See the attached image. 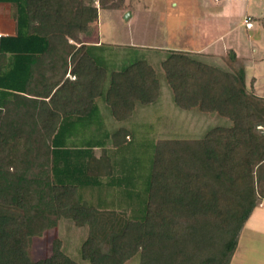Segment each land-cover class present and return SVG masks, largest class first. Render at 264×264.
Segmentation results:
<instances>
[{"label": "trees", "instance_id": "trees-1", "mask_svg": "<svg viewBox=\"0 0 264 264\" xmlns=\"http://www.w3.org/2000/svg\"><path fill=\"white\" fill-rule=\"evenodd\" d=\"M71 1L0 0L16 24L14 36H0V264H77L59 239L49 257L29 256L31 239L61 219L87 228L79 252L90 264L135 256L139 264H228L264 199V98L247 88L242 61L232 51L222 57L239 65L235 73L182 51L161 62L178 109L214 113L232 125L199 139L158 140L139 216L108 154L128 145L130 131L102 133L97 101L123 123L136 105L159 100V82L144 60L108 73L94 52L100 45L70 44L100 9L123 8L105 0L99 8L76 0L73 8ZM84 121L87 138L78 142ZM105 185L111 198L100 202L101 191L89 190Z\"/></svg>", "mask_w": 264, "mask_h": 264}, {"label": "rangeland", "instance_id": "rangeland-1", "mask_svg": "<svg viewBox=\"0 0 264 264\" xmlns=\"http://www.w3.org/2000/svg\"><path fill=\"white\" fill-rule=\"evenodd\" d=\"M203 1L209 5V1L212 0ZM82 3L88 8L92 6L99 8L98 0H84ZM69 4L73 7L76 0ZM103 4L113 8H120L123 5L120 10L100 9L98 11V24L95 25L94 35L96 36V31L99 33L101 47L96 48L94 52L100 56L107 72L119 71L130 63L144 60L154 69L160 86L159 100L148 106L136 105L134 115L125 123L115 121L110 116L102 98L98 99L102 122L101 132H111L119 126H125L130 131L131 141L128 145L116 152L108 151V154L117 164V174L114 178L123 179V188L127 183L128 187L124 188V191L129 194L128 197H132L131 203L137 209L145 198L154 145L158 140L199 139L211 128L232 125L230 120L214 113H201L197 109L190 111L178 109L173 103L172 92L166 82L161 62L170 51L193 50L194 58L225 72L235 73L239 65L233 63L229 56L214 59L205 57L203 54H196L211 34L205 33L209 21L200 4L198 5L195 0H141L139 2L105 0ZM210 9L215 10L216 8L207 10ZM260 11L261 8L258 9V12ZM88 37H90L89 34L85 41L91 40ZM253 41H255L254 46L258 49V53L248 56L251 61L250 67L247 68L252 70L253 67L255 68L257 72L255 76L260 83L261 90L264 86V34L263 36L254 35ZM250 50L248 46L246 54H251ZM89 125L84 121L78 127L81 133L78 142L86 141L85 134L88 132ZM89 191H95V193L101 191L100 202H109L112 194L111 189H108L106 185L103 189L90 188ZM93 200H96V196ZM94 203L97 204V202ZM138 215H143L142 211L139 210ZM261 233L264 234V229ZM86 236V227L77 228L70 220L61 219L55 229L31 239L29 256L32 261L49 257L52 241L59 239L63 251L77 264H90L81 259L79 252ZM125 264H139L138 256L131 258Z\"/></svg>", "mask_w": 264, "mask_h": 264}, {"label": "crops", "instance_id": "crops-1", "mask_svg": "<svg viewBox=\"0 0 264 264\" xmlns=\"http://www.w3.org/2000/svg\"><path fill=\"white\" fill-rule=\"evenodd\" d=\"M125 1L139 2L141 0ZM195 1L198 5L200 4L206 19L209 21L208 25L210 26L206 25L208 29L205 33L211 34L210 38H208L196 54H203L205 57L216 59L222 58L228 52L232 51L236 58L241 60L244 65L247 88L251 89L257 96L264 98V86L260 90V83H258L257 77L255 76L257 75L255 68L253 67V70L247 68L250 67L251 61L248 56L257 55L258 53V49L254 46L255 41H253V37L256 34H260V36L264 34V26L260 22V20L264 18V0H212L209 1V5L203 0ZM201 1H203V3H201ZM213 7L216 9L207 10ZM259 8H261L260 12H258ZM11 12L9 5L0 4V33L2 36L15 35L16 24L12 18ZM97 21L98 19L88 26L86 32L80 34V42L69 40V43L76 47H79L81 44L99 46V33L96 31V36L94 35L95 25L98 24ZM247 24L250 25L247 26ZM222 25H224V27ZM88 34L90 36L88 38H91V40L85 41ZM248 46L249 49L251 48V54H246V51L248 52ZM173 51L193 53V50ZM254 63H256V61ZM66 77L70 80L74 79L69 73L66 74ZM100 123H102L101 120ZM120 127L125 126L116 127L114 130ZM258 179L260 186L264 188V167L261 169ZM113 192L116 193L117 191L114 190ZM263 229L264 199H261L258 200L245 221L237 238L236 249L228 264H264V234L261 233Z\"/></svg>", "mask_w": 264, "mask_h": 264}, {"label": "built area", "instance_id": "built-area-1", "mask_svg": "<svg viewBox=\"0 0 264 264\" xmlns=\"http://www.w3.org/2000/svg\"><path fill=\"white\" fill-rule=\"evenodd\" d=\"M250 24H247V26H249ZM0 36H1V34H0Z\"/></svg>", "mask_w": 264, "mask_h": 264}]
</instances>
